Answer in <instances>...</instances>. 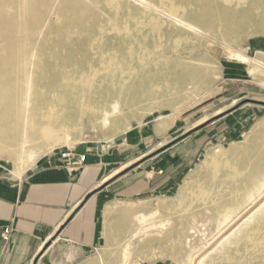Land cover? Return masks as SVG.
I'll return each instance as SVG.
<instances>
[{
	"label": "bare ground",
	"instance_id": "6f19581e",
	"mask_svg": "<svg viewBox=\"0 0 264 264\" xmlns=\"http://www.w3.org/2000/svg\"><path fill=\"white\" fill-rule=\"evenodd\" d=\"M259 35L264 0H0V160L21 174L55 149L54 132L79 143L87 120L107 129L110 139L131 128L125 107L160 100L153 112L173 107L175 97L206 95L219 79L210 56L216 43L209 38L230 43ZM256 64L252 72H261L264 64ZM173 124L160 117L157 132ZM252 152L261 158L245 173L248 161L240 156ZM223 188L227 195L209 210L220 229L249 212L244 222L264 228V118L243 142L207 151L182 183L178 201L190 200L194 189L203 196ZM119 204L106 207L105 245L92 264H128L159 248L176 255L180 248L165 244L183 226L162 215L165 206L147 212L145 204ZM218 249L199 262L193 252L189 264H203Z\"/></svg>",
	"mask_w": 264,
	"mask_h": 264
},
{
	"label": "rangeland",
	"instance_id": "374dc122",
	"mask_svg": "<svg viewBox=\"0 0 264 264\" xmlns=\"http://www.w3.org/2000/svg\"><path fill=\"white\" fill-rule=\"evenodd\" d=\"M209 39L216 43V52L210 56L212 64L219 73L217 84L209 93L192 98L190 101H181L174 96H168L175 99L174 106L153 112L149 111L150 107L158 106L160 100H150L137 108L125 107L122 114L130 120L131 128L110 139L105 137L107 129L100 125L94 126L92 122L86 120L83 123L86 133L79 143L68 142L61 131L52 133L53 136L51 135L49 139L51 141L54 139L55 149L108 146L114 152L121 153L125 163L140 157H143L141 160L143 163L162 154L161 156L168 160L184 163L192 168L197 167L204 160L207 151L219 146L223 151H227L233 142H243L244 137L259 119L264 118V105L251 101L264 102V67L261 68V72H252L251 68L258 66L256 63L259 62L264 64V35L246 37L230 43H225L220 38L217 40L220 43L212 38ZM250 62L253 63L249 65ZM160 117L174 122L172 127L163 133L157 132ZM51 153L52 151L44 155ZM240 158L248 161L246 173L261 156L252 152L242 153ZM37 161L24 172L32 169ZM0 164L17 175L22 174L12 162L0 160ZM152 167L154 162L150 161L142 169L148 170ZM182 182L184 181H181L180 185ZM227 191V188H223L219 194L202 196L197 194V189H194L193 197L185 202L178 201V193L173 196L139 197L130 201H120L121 209L145 204L148 206L147 212H154L158 206H165L166 210L161 211L162 215L175 217L180 227L183 226L177 239L165 244L166 247L175 244L180 248L175 256L159 248L155 253H146L143 259H131L128 264H156L161 261L189 264L188 257L192 256L193 252H196L199 262L214 246H218L219 249L207 256L203 264H264V228L244 222L252 212L223 229L219 228L221 221L209 213L217 199L225 198ZM106 220L105 214L103 231ZM189 227L195 228L193 234H189L191 233ZM233 230L236 231L227 240L229 242L222 243V238L224 240ZM104 245L103 237L102 248ZM224 248H232V250L228 251ZM96 256L97 254L84 259L80 264L91 262Z\"/></svg>",
	"mask_w": 264,
	"mask_h": 264
},
{
	"label": "crops",
	"instance_id": "0c3cea01",
	"mask_svg": "<svg viewBox=\"0 0 264 264\" xmlns=\"http://www.w3.org/2000/svg\"><path fill=\"white\" fill-rule=\"evenodd\" d=\"M110 148L76 149L87 156L76 171L53 153L21 175L0 164V264H80L102 248L108 204L173 196L196 168L162 154L143 163V157L125 163ZM150 161L154 167L143 170ZM7 228L12 230L9 241L3 238Z\"/></svg>",
	"mask_w": 264,
	"mask_h": 264
},
{
	"label": "built area",
	"instance_id": "2783aa9c",
	"mask_svg": "<svg viewBox=\"0 0 264 264\" xmlns=\"http://www.w3.org/2000/svg\"><path fill=\"white\" fill-rule=\"evenodd\" d=\"M54 155H58L61 163L69 170H80L86 162V154H78L75 148L61 147L52 151ZM12 230L7 228L3 234L5 241H9L11 238Z\"/></svg>",
	"mask_w": 264,
	"mask_h": 264
},
{
	"label": "water",
	"instance_id": "95a60500",
	"mask_svg": "<svg viewBox=\"0 0 264 264\" xmlns=\"http://www.w3.org/2000/svg\"><path fill=\"white\" fill-rule=\"evenodd\" d=\"M252 102H255V103H259V104H263L264 105V102H258V101H253L251 100Z\"/></svg>",
	"mask_w": 264,
	"mask_h": 264
}]
</instances>
